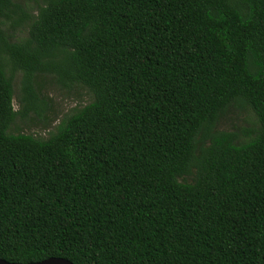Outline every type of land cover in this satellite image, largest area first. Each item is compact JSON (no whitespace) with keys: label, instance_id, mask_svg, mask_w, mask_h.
<instances>
[{"label":"trees","instance_id":"trees-1","mask_svg":"<svg viewBox=\"0 0 264 264\" xmlns=\"http://www.w3.org/2000/svg\"><path fill=\"white\" fill-rule=\"evenodd\" d=\"M16 9L0 0V258L264 264V0H45L10 42ZM41 74L92 101L45 140L10 133L43 116ZM231 108L257 129L219 130Z\"/></svg>","mask_w":264,"mask_h":264},{"label":"rangeland","instance_id":"rangeland-1","mask_svg":"<svg viewBox=\"0 0 264 264\" xmlns=\"http://www.w3.org/2000/svg\"><path fill=\"white\" fill-rule=\"evenodd\" d=\"M17 5L12 20L5 23L3 32L10 42H19L27 37L28 25L31 18L37 15L38 8L43 6L45 0H13ZM23 14L26 17H23ZM9 75V73H8ZM13 89V109L18 111V101L21 91V74L11 76ZM36 88L40 97L46 103L42 117L32 114V121H23L17 118L11 125L10 133L31 134L39 139H47L55 133L61 120L92 101L91 94L81 87L65 89L56 83V79L49 74H41L36 78ZM258 127L256 117L249 109L231 108L218 123L219 130L238 132L255 130ZM241 135L242 137H244Z\"/></svg>","mask_w":264,"mask_h":264},{"label":"water","instance_id":"water-1","mask_svg":"<svg viewBox=\"0 0 264 264\" xmlns=\"http://www.w3.org/2000/svg\"><path fill=\"white\" fill-rule=\"evenodd\" d=\"M0 264H18V263H11L0 258ZM27 264H73V263L65 258L50 257L39 262L27 263Z\"/></svg>","mask_w":264,"mask_h":264}]
</instances>
